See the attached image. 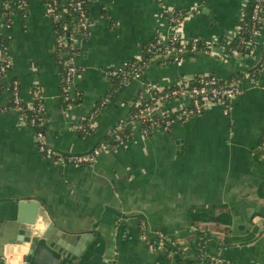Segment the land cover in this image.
Returning a JSON list of instances; mask_svg holds the SVG:
<instances>
[{
    "label": "crops",
    "instance_id": "1",
    "mask_svg": "<svg viewBox=\"0 0 264 264\" xmlns=\"http://www.w3.org/2000/svg\"><path fill=\"white\" fill-rule=\"evenodd\" d=\"M7 2L19 7L4 31L11 68L0 81V225L17 201L33 199L57 228L85 237L87 245L70 246L77 254L69 258L53 251L24 256L19 251L26 248L10 246L17 252L6 258L13 264H210L206 257L215 256L221 264H264V65L256 81L245 75L264 62V18L247 56L196 53L145 71L146 83L165 88L198 73L223 81L242 74L241 95L227 116L209 105L185 125L154 130L148 138L136 131L126 144L111 145V132L128 122L129 104L142 89L133 79L99 111L94 132L81 138L73 130L109 91L105 70L139 56L157 35L166 40L178 32L187 42L223 43L235 33L247 0H90L89 36L78 42L73 59L81 70L74 90L82 100L69 109L42 3L0 0V25ZM176 10L187 13L179 24L172 18ZM12 79L25 101L34 91L42 96V129L52 148L66 155L89 154L99 143L107 149L86 166L52 165L37 151L34 130L10 109L6 86ZM185 101L171 99L155 113L171 114Z\"/></svg>",
    "mask_w": 264,
    "mask_h": 264
},
{
    "label": "built area",
    "instance_id": "2",
    "mask_svg": "<svg viewBox=\"0 0 264 264\" xmlns=\"http://www.w3.org/2000/svg\"><path fill=\"white\" fill-rule=\"evenodd\" d=\"M39 1L44 7L45 18L49 20L53 26V33L55 37L54 47L56 52V64L59 69V75H61L63 84L64 101L67 102L65 108L69 109L74 107L70 102H81L82 100L81 93L77 90H74V79L81 72V70L73 64V59L76 55L78 42L85 40L89 36V19L87 17V9L83 6L82 0ZM17 7H19V5L7 2L3 4L2 8L3 22L0 25V81L7 75L11 68L8 54V45L6 37L4 36V31L8 30L11 27L14 9ZM259 9L260 7L258 4L256 5L254 10V20H256V22L252 25L251 28V39L250 42L246 44V47H249L252 43L253 47L245 53H238L233 51L229 55H226L224 43H205V47L201 48L198 51L195 40H192L190 48L188 50H185L184 48L188 44V42L185 41L183 37L178 34V32H173L171 36L166 40L157 35L160 38L157 41V45L165 48L170 46L171 52L175 55H182L185 52H190L191 54L200 53L206 56H213L215 52L218 51V54L221 56V58H228L234 53H238L242 56H247L255 47L254 35L261 27L264 18V13L262 16H257V11ZM182 14H184L183 18L181 17ZM186 16L187 13L181 10H176L172 13V18L177 24H179ZM68 19H70L72 23L70 24V26L67 24ZM258 24H260V26H258ZM237 32L238 26L235 33L229 39L227 38L226 44H229L232 41ZM175 44H178V46H175ZM125 64L126 62L119 67L105 70L104 74L107 80L110 76L121 75L123 78L129 76L131 78V81L134 79L141 83V97L146 101L151 102L149 104L143 105V107L138 108L137 112L133 116H129V120L127 123L125 122V124L129 126L130 130L133 131V134L137 131L142 138H148L154 130L166 131L175 125H185L191 118L201 114L203 108H206L209 105L220 106L222 108L223 115L227 116L231 112L233 99L241 95V89L239 87L240 81L225 86H216V79L219 78L214 76L206 80L201 79L199 81L201 86L199 88H192L190 90L180 85L182 81L181 79L176 85H174L178 86L177 89H173L170 92L165 93L164 95L155 96V94L160 93V91L164 87H160L159 85H151L149 83H143L137 73L123 72ZM32 66L33 65H31V67ZM246 76L252 82H254L253 75ZM6 89L9 92L11 100L10 109L15 111L19 115L21 121L25 124V126L34 130L37 151L52 165H70L75 167L86 166L95 162L101 155V153L107 149L108 144L99 143L95 146L92 152L85 155H66L60 151L55 150L47 142L42 129L45 121V118H43L44 106L39 105V101L41 100L42 96L39 95L37 91H34L32 93L31 101H25L21 96L19 81L16 79L10 80V82L6 86ZM70 93H73V96H71ZM146 94L151 95V98L146 99ZM169 97H172L171 99L183 98L186 101L184 105H181V107L177 111L171 114L165 113L157 115L155 112H157L158 107ZM107 102L108 101L104 98L97 104L99 107L91 111L87 120L89 129H95V118L98 115L99 111L103 107H105ZM28 112H34V116H29ZM160 119L163 120H161L160 122ZM144 123H148V127H143ZM122 128L123 125L119 123L115 126L110 135L112 142H120V131L122 130ZM73 130L77 132L85 131L82 124L74 126ZM119 145L122 144L120 143ZM261 146L264 147V135L261 138ZM141 239L146 241V236H141ZM171 244L173 245V243ZM148 248L149 250L157 251L162 250L163 246L161 244L157 246L148 244ZM209 263L221 264L222 259L219 257L210 256ZM105 264L116 263L106 262Z\"/></svg>",
    "mask_w": 264,
    "mask_h": 264
},
{
    "label": "trees",
    "instance_id": "3",
    "mask_svg": "<svg viewBox=\"0 0 264 264\" xmlns=\"http://www.w3.org/2000/svg\"><path fill=\"white\" fill-rule=\"evenodd\" d=\"M82 1H83V6L87 9V4L90 2V0H82ZM258 4H259L260 9L257 11V16H262L264 13V0H259V2H258V0H247L244 8L242 10V15H241L242 17H241L240 21L237 23V26H238L237 34L234 36V38L232 39V41L229 44H226V40L222 39V42L225 45L226 55H229L233 51L238 52V53H245L253 47L252 43L249 47H246V44L248 42H250V39H251V28H252V25L256 22V20H254V10H255L256 5H258ZM181 17L183 18L184 14H182ZM67 24L69 26H70V24H72L70 19L67 20ZM258 26H260V24H258ZM159 39L160 38L158 36H153L144 45L139 56H137L136 58L126 62L125 68L123 69V72L137 73L139 75L141 81L146 84L145 71L147 70V68L149 67L150 64L158 63V64H163V65H171L173 63H177L180 60H183L186 57L192 55L190 52H185L182 55H175L171 52L170 46L165 48V47H160L159 45H157V41ZM195 43H196V47H197L198 51L201 48L205 47V42H203L199 39H195ZM175 46H178V44H175ZM190 46H191V41L188 42V44L185 46L184 49L188 50L190 48ZM263 65H264V62L262 59L254 68H252L251 70L246 72L245 75H248V76L253 75L254 81H256L257 75H259ZM214 76H215L214 74L198 73V74H195L189 78H182L180 85L183 87H186L188 90H190L192 88H199L201 86V84L199 83V81L201 79L206 80V79H209V78L214 77ZM202 77H204V78H202ZM241 78H242V74L233 73L231 75V77L228 78L227 80L223 81L220 79H216V86H225V85H229V84H234L236 82H239ZM108 81H109L110 87H109V91L105 95V99L107 101H110V99H112L114 97L115 93L119 89H121L124 85H126L127 83H129L131 81V78L129 76L123 78L121 75L120 76H110L108 78ZM177 88H178V86H173V87H169V88L164 87L160 91V93L155 94V96L156 95L157 96L158 95H164L165 93L170 92L171 90L177 89ZM60 94H61V98H62L64 105H66L67 102L64 101L63 84H62V80H61V75H60ZM39 95H40V93H39ZM141 96H142V89L137 93L134 100L129 104V107H130L129 108V116H133L137 112L138 108L143 107V105L149 104L151 102V101H146ZM171 98L172 97H169L166 100L168 101ZM103 99L99 100L95 104L93 109L99 107L97 104L100 101H102ZM166 100L164 102H167ZM70 103L73 106H75V105L79 104L80 102L79 101H72ZM39 105L43 106V98H41V100L39 101ZM204 110H205V108H203L202 112H204ZM28 114H29V116H34V112H28ZM43 118H44V113H43ZM87 120H88V117L81 122V124L83 125V128L85 129V131H78V134L81 138L88 137L95 130L94 128L93 129L88 128ZM161 120H163V119H160V122H161ZM119 124L123 125V128L120 131L121 132V134H120L121 140H120V142H118V141L111 142V145H119L120 143L122 145H124L132 139L133 131L130 130L129 126H127L124 121H120ZM143 127H148V123H144ZM169 251H170V249H168V252Z\"/></svg>",
    "mask_w": 264,
    "mask_h": 264
},
{
    "label": "water",
    "instance_id": "4",
    "mask_svg": "<svg viewBox=\"0 0 264 264\" xmlns=\"http://www.w3.org/2000/svg\"><path fill=\"white\" fill-rule=\"evenodd\" d=\"M162 242L171 246V242L167 240L162 239ZM79 244L87 245L85 237L80 238L76 234L57 228L46 208L33 199L17 201L16 207L9 213L7 222L0 225V259H3V264H13L6 258L13 250L6 247H24L27 249L25 252L19 251L24 256L48 257L55 252L59 256L69 258V253L77 254L70 246L79 247ZM206 258L209 261V257ZM22 263L25 264L26 261L22 260Z\"/></svg>",
    "mask_w": 264,
    "mask_h": 264
}]
</instances>
